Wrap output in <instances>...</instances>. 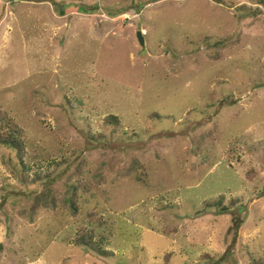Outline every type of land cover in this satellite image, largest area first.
I'll list each match as a JSON object with an SVG mask.
<instances>
[{"label": "rangeland", "instance_id": "rangeland-1", "mask_svg": "<svg viewBox=\"0 0 264 264\" xmlns=\"http://www.w3.org/2000/svg\"><path fill=\"white\" fill-rule=\"evenodd\" d=\"M0 113V264H264V0H0Z\"/></svg>", "mask_w": 264, "mask_h": 264}, {"label": "trees", "instance_id": "trees-1", "mask_svg": "<svg viewBox=\"0 0 264 264\" xmlns=\"http://www.w3.org/2000/svg\"><path fill=\"white\" fill-rule=\"evenodd\" d=\"M113 120L114 118L111 117ZM6 120V116L3 113H0V145L5 146L7 148H10L15 151L16 155L19 158V161L22 166L25 168V164L23 162V154L25 151L24 142L21 136L20 129H15L10 127V125L7 123V126L4 125V121ZM9 129V130H8ZM70 206L72 210H76L75 203L73 201L70 202ZM91 239V238H90ZM88 237L86 236H80L78 240V244H85L87 246L89 245ZM100 254L103 256L108 255V253H105L101 249H97Z\"/></svg>", "mask_w": 264, "mask_h": 264}, {"label": "water", "instance_id": "water-1", "mask_svg": "<svg viewBox=\"0 0 264 264\" xmlns=\"http://www.w3.org/2000/svg\"><path fill=\"white\" fill-rule=\"evenodd\" d=\"M137 40L140 45H143V38L141 32L137 33Z\"/></svg>", "mask_w": 264, "mask_h": 264}]
</instances>
